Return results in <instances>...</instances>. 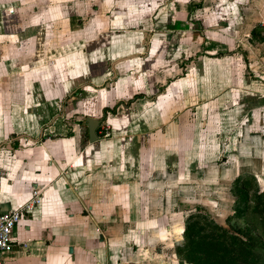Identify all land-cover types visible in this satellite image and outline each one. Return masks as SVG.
<instances>
[{"label": "crops", "instance_id": "0c3cea01", "mask_svg": "<svg viewBox=\"0 0 264 264\" xmlns=\"http://www.w3.org/2000/svg\"><path fill=\"white\" fill-rule=\"evenodd\" d=\"M87 1L85 12V0H0V212L20 208L34 189L41 191V202L13 232L15 246L5 264H142L141 257L150 264H182L178 254L170 262L152 248L133 252L135 240L148 246L167 239L158 232L168 226L164 196L138 191L133 180L123 183L135 175L132 160L117 155L122 147L112 139L91 140L88 124L109 118L118 98L142 87L127 61L119 70L111 66L118 54L115 38L125 41L124 56L148 47L141 72L155 79L170 34H162L165 22L156 17L155 27L143 34L120 28L118 35L111 28L130 24L120 1ZM135 19L145 28L151 22L147 16ZM108 45L116 54L96 58ZM147 55L155 58L152 70ZM120 119L129 122L132 113ZM104 158L116 164H96ZM102 169L108 178L99 175ZM123 202L126 214L119 208ZM151 214L154 223L143 219L130 233L107 225L110 217ZM172 227L182 235L186 229ZM96 228L108 232L106 239Z\"/></svg>", "mask_w": 264, "mask_h": 264}, {"label": "rangeland", "instance_id": "374dc122", "mask_svg": "<svg viewBox=\"0 0 264 264\" xmlns=\"http://www.w3.org/2000/svg\"><path fill=\"white\" fill-rule=\"evenodd\" d=\"M119 1L124 7L121 10L126 11L123 18L130 24L111 28L118 35L120 28L143 34L155 27L156 17L165 22L162 34H170L163 62L152 72L155 79L141 72L148 47L143 54L141 49L140 54L124 56L125 41L118 36L112 43L118 44L116 58L114 46L96 53L100 60L111 53L114 59L110 62L115 64L110 65L116 70L117 65L122 68L127 61L133 66L131 74L137 84H142L141 88L134 87L127 99L118 98L108 108L112 120L96 119V144L116 141V146L122 147L117 155L132 160L135 170V175L123 183L133 180L138 191L153 192L160 200L164 196L167 207L168 226L158 231L167 239L163 242L160 237L148 246L134 239L133 252L152 248L154 254L159 251L170 262L179 257L182 264L187 263L177 253L186 244L184 233L173 232L172 226L182 228L195 215L210 216L243 239L258 237L264 241L250 220L251 208L242 216L236 209L248 202L246 196L236 195L243 176H256L264 192V0ZM87 5L85 0V12ZM131 6L135 16L128 12ZM141 16L151 20L147 28L136 26L135 17ZM147 58L152 70L155 58ZM130 113L131 121L120 119ZM122 150H126L125 156ZM105 161L96 164L106 163V169L116 164L110 159ZM99 175L109 176L103 169ZM245 187L252 196V184ZM124 203L119 208L126 214ZM143 219L152 224L157 217L120 215L110 217L107 225L130 233ZM198 230L200 237L222 242L220 247L228 244L225 236L209 229L208 224ZM98 232L104 234L103 229L96 228V235ZM139 260L142 264L151 262L148 257ZM245 262L252 264V255Z\"/></svg>", "mask_w": 264, "mask_h": 264}, {"label": "trees", "instance_id": "16d2710c", "mask_svg": "<svg viewBox=\"0 0 264 264\" xmlns=\"http://www.w3.org/2000/svg\"><path fill=\"white\" fill-rule=\"evenodd\" d=\"M240 181L241 187H238L239 193L236 195L246 196L248 202H244V208L236 207L238 216L245 214L250 207L252 214L249 217L252 220V225L259 229L261 238L264 239V192L261 191L256 176H243ZM250 184H252V196H249L245 187ZM251 202L252 204H250ZM203 220L205 222L201 223ZM204 224H208L209 229L211 228L214 232L220 231L227 239L228 244H225V247H220L219 243L222 242L200 237L201 231L199 233L198 229L202 228ZM184 238L186 244L182 248H178L179 252L177 253L181 254L187 263L246 264L245 261L252 255V264H264V241L259 240L258 237L249 241L232 234L210 216L195 215L187 220ZM198 254L201 256H197Z\"/></svg>", "mask_w": 264, "mask_h": 264}, {"label": "built area", "instance_id": "2783aa9c", "mask_svg": "<svg viewBox=\"0 0 264 264\" xmlns=\"http://www.w3.org/2000/svg\"><path fill=\"white\" fill-rule=\"evenodd\" d=\"M41 202V191L34 189L31 198L20 208L0 212V264H5V255L15 246L13 232L23 216Z\"/></svg>", "mask_w": 264, "mask_h": 264}, {"label": "water", "instance_id": "95a60500", "mask_svg": "<svg viewBox=\"0 0 264 264\" xmlns=\"http://www.w3.org/2000/svg\"><path fill=\"white\" fill-rule=\"evenodd\" d=\"M97 121V120H96ZM96 121L89 119V127H90V135H91V140H96L97 137V133H96ZM71 252H73V248H70Z\"/></svg>", "mask_w": 264, "mask_h": 264}]
</instances>
